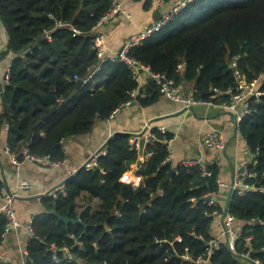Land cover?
<instances>
[{
  "label": "trees",
  "instance_id": "1",
  "mask_svg": "<svg viewBox=\"0 0 264 264\" xmlns=\"http://www.w3.org/2000/svg\"><path fill=\"white\" fill-rule=\"evenodd\" d=\"M114 1L0 0V19L9 34L0 57L14 55L0 122L10 124L7 145L17 158L22 159L28 148L33 157L64 162L62 141L90 133L138 87L132 69L120 59L103 62L100 72L83 82L100 62L94 29ZM144 3L152 6L151 1ZM58 21L68 25L59 27ZM71 25L81 33L74 34ZM48 31L52 41L45 38ZM130 56L178 82L195 81L196 96L209 100L214 88L225 92L236 85L238 69L246 81L264 75V0H195L176 22L132 48ZM235 59L236 70L231 66ZM180 62H186L184 74L177 70ZM150 80L147 95L140 98L142 105L158 98V86ZM259 87L264 92V79ZM221 98L229 96L223 93ZM252 108L239 128L256 154L250 170L258 176L250 181L264 184V95L259 102L252 99ZM129 137L114 134L104 145L108 154L99 158L95 169H79L56 198L45 197L46 212L34 218L35 237L27 244L25 264H186L179 257L185 247L206 253L215 234V221L206 211L213 208L202 201L193 207L190 199L219 190V168L213 166V175L204 177L197 165H179L169 177L171 166L163 162L167 149L158 142L139 169L143 180L136 189L131 181L138 154L130 150ZM3 188L0 180V200ZM228 208L245 225L244 236L253 235V256L264 262V192L233 193ZM54 209L62 216H81L83 222L65 223ZM7 221L0 213V244ZM76 240L83 247L73 249L72 262L54 260L51 244L70 246ZM244 247V242L239 244L241 250ZM0 264L17 263L0 260ZM210 264L246 263L221 240Z\"/></svg>",
  "mask_w": 264,
  "mask_h": 264
},
{
  "label": "crops",
  "instance_id": "2",
  "mask_svg": "<svg viewBox=\"0 0 264 264\" xmlns=\"http://www.w3.org/2000/svg\"><path fill=\"white\" fill-rule=\"evenodd\" d=\"M145 1L119 0L122 10L116 15L100 21L94 32L95 34L104 33L106 35L108 56L119 52L130 35L139 32L157 18H161L174 4L181 0H165L163 5L152 2L150 8L145 6ZM185 19L183 18V20ZM8 43L9 34L0 19V52L7 49ZM13 59L12 52L0 57V119L5 112L2 95L4 86L9 82L6 77L9 68L10 78ZM150 81V78L143 74V84L136 88L139 94L132 105L122 108L116 115L113 116L112 114L107 120H99L90 133L65 138L62 143L67 159L57 165L49 162L41 163L26 160L21 167L20 174L17 175L15 161L20 159L15 153L7 151L8 131L5 130L4 123L0 122V180L4 182L8 192L19 194L15 207L22 224L20 229L10 235L7 245L4 246L6 253L11 256L12 262L24 264L27 244L31 238L25 233V229L31 218L46 212L43 203L45 197L51 196L50 193L54 190L63 191V184L68 177L74 174L76 170L81 169L116 133L130 134V140L134 133L142 132L140 141L143 149L140 151L133 150L130 146V150L136 151L138 154V161L132 172L134 175V180L131 181L133 186H137V184L140 186L143 177L138 175L139 169L151 157L149 152L153 151L152 146L158 142L165 145L167 149V141H170L172 146L171 158L175 165L187 160H199L213 166L216 165L219 168V178L226 182H232L238 167L246 163L252 164L255 156L241 130H238L234 113L222 106L223 102L228 99L223 100L221 95H217L212 98L213 102L205 101L204 103H197L191 108H184L181 103L172 101L159 92L156 101L142 105L140 98L147 95ZM177 83L182 85L186 94L196 92L195 81L183 79ZM160 127H164L166 132L163 133ZM216 132L222 136L224 148L216 149L208 147L204 143L206 136ZM154 135L157 139L151 142ZM42 136H46V133L43 132ZM139 163L140 165H138ZM169 177L171 176L169 175ZM135 179H138V182H135ZM22 181H28L30 187L21 189ZM134 188L137 189L138 187ZM227 195L226 190L219 193L222 207H225ZM3 202L2 197L0 204ZM191 202L193 204V201ZM213 230L214 236L217 235L218 230L215 222ZM177 240L180 239L177 238ZM186 248L188 247H185L184 251Z\"/></svg>",
  "mask_w": 264,
  "mask_h": 264
},
{
  "label": "built area",
  "instance_id": "3",
  "mask_svg": "<svg viewBox=\"0 0 264 264\" xmlns=\"http://www.w3.org/2000/svg\"><path fill=\"white\" fill-rule=\"evenodd\" d=\"M149 1L155 2L158 5H163L165 2V0H149ZM194 1L195 0H181L177 2L159 20L153 21L151 24L147 25L139 32L130 35L125 41L121 50L110 56L107 55L108 47L106 45V35L104 33H97L94 37V46L97 48L100 62L91 70V72L86 78H83V82H89L91 79H93L100 72L103 62L107 60H113V61L118 59L125 60L126 63L129 65V67L132 69L134 78L139 83V85L143 84L142 77L143 74H145L147 77L155 81L160 93H162L163 95L166 96V98L172 101L181 103L184 108H191L193 105L197 103H204L205 101L213 102L212 98H215L217 95H221L223 93L229 95L230 98L227 101H224L222 106L225 107V109H228L234 113L238 130H240L239 127L241 122L253 112L252 99H255L257 102H259L260 98L264 95V92H261L260 91L261 89L259 87V84H261L264 79V75L258 76L253 81H246L245 75L238 69L237 70L238 81L236 82V85L233 88H229L225 90V92H223L218 88H214L213 90L214 95L212 96L211 99L206 100L201 97L198 98L196 96L197 91L191 94H186L185 90H183L182 88V85L178 84L177 81L174 78L170 77L167 73L155 72L151 69L149 65L144 64L130 56V51L132 50V48L138 45H142L152 35H154L157 32H160L161 30H163V28H165L169 24L176 22L179 16L181 15V13L183 12V10ZM121 10H122L121 3L119 2V0H115L114 7L104 18L106 19L111 16H114ZM67 25L68 24L66 23L58 21L59 27H64ZM71 28L74 34L81 33V31L78 28L74 27L73 25H71ZM45 38L49 41H52L53 36L51 31L46 32ZM231 66L234 70H236V68L238 67V63L236 59L233 60ZM185 68H186V62H180L177 70L181 72ZM6 78L9 79V68ZM138 94L139 92L136 89H134L131 92V97L121 106H119L114 110L113 116L116 115L122 108L132 105L133 101L138 96ZM4 128L6 131H8L10 128V124L5 123ZM160 130L163 133L166 132V129L164 127H160ZM141 135L142 132H139V133H134L131 136L130 146L133 150L140 151L143 149L142 143L140 141ZM156 139L157 137L154 135L153 139H151V142H154V140ZM167 142H168L167 144L168 155L163 161L165 164H169L175 170H177L179 165H185V166L197 165L200 167L202 176L209 177L213 175L214 173V170L212 168L213 165L200 162L199 160H187L179 165H175L172 162V158H171L172 146L170 144V141ZM204 143L208 147H213L216 149H221L225 147L222 136L217 132L206 136V138L204 139ZM7 151H9L8 146H7ZM153 152L154 151L149 152L150 156L153 155ZM107 154H108L107 148L103 146L90 158L88 162H86V164L83 167L88 170L95 169L99 164V158L101 156H106ZM254 156L255 159L253 160L251 165H254L257 162L256 154H254ZM26 160L38 161L41 163L49 162L50 164L53 165L58 164L55 162L51 163L48 157H43V158L33 157L32 155H30L29 149L25 148L23 150V158L15 161L17 175L20 174L21 167L23 166ZM251 165L246 163L238 167L232 182H226L218 177L217 178V184L219 186L218 191L208 193L200 198H196V197L191 198V201H193V206H197L199 202L202 201L203 203H206L213 208L212 211H206V214L214 219L218 230V234L215 235L214 238L207 243V245H209V249L204 254L192 253L188 248H186L184 253L179 255L182 262L186 264H210L212 254L219 249L221 240H224L226 241L232 253L238 258H240L242 261H244L246 264H264V262L260 258L253 256V252H254L252 245L253 235L244 236L245 225L242 224L241 222L239 223L237 217L234 214H232L228 208L229 201L232 198L233 193L246 195L248 194V192L251 191L264 192L263 183H260L258 181H254V182L250 181L252 177L258 176L257 173L251 172L250 170ZM138 186L139 184L133 187H138ZM29 187L30 184L28 181H22L21 189L23 188L26 189ZM224 190L227 191L228 195L225 198V207H222L219 200V193L223 192ZM50 195L56 198L58 196V193L57 191L54 190L52 193H50ZM18 196L19 194L17 192H8L4 186L3 188L4 202L0 204V213L5 214L8 221L3 234L4 240L2 244H0V260L2 262L12 261L11 256H9L6 253L4 246L7 245L10 235L14 231L22 227V224L17 216V211L15 207V202ZM254 222L256 221L254 220ZM33 223H34V218H31L29 220V224L25 229V233L30 237H35V232L32 226ZM242 242L245 243V247L241 250L239 248V244ZM156 243L163 245L164 241L156 240ZM75 247L82 248L83 242L81 240H76L75 244L70 246L69 245L58 246L55 243L50 245V248L52 249L53 258L57 262L61 260L72 262L74 260L73 249Z\"/></svg>",
  "mask_w": 264,
  "mask_h": 264
},
{
  "label": "water",
  "instance_id": "4",
  "mask_svg": "<svg viewBox=\"0 0 264 264\" xmlns=\"http://www.w3.org/2000/svg\"><path fill=\"white\" fill-rule=\"evenodd\" d=\"M159 19H160V18H157V20H159ZM41 39H42V38H41ZM41 39H40V40H41ZM81 84H82V81H79V82H78V86H80ZM48 118H49V116H46V117L44 118V120H45V119H48ZM40 123H41V122H38V123L36 124L35 127H38V125H39ZM138 165H140V163H139ZM82 168H83V167H82ZM82 168H81V169H82ZM77 171H78V170H77ZM174 173H175V169H172V170L170 171L169 175L172 176ZM53 213L56 214V215L58 216L59 220H62V221H64L65 223H73V224H77V223H82V222H83L81 216H79L77 219H75V218H70V217H67V216H62V215L58 214V212H57L55 209L53 210ZM256 223L259 224L260 221L257 220ZM49 247H50V246H49Z\"/></svg>",
  "mask_w": 264,
  "mask_h": 264
},
{
  "label": "bare ground",
  "instance_id": "5",
  "mask_svg": "<svg viewBox=\"0 0 264 264\" xmlns=\"http://www.w3.org/2000/svg\"><path fill=\"white\" fill-rule=\"evenodd\" d=\"M261 91V90H260ZM261 92H263V91H261ZM135 182H138V179H135Z\"/></svg>",
  "mask_w": 264,
  "mask_h": 264
}]
</instances>
